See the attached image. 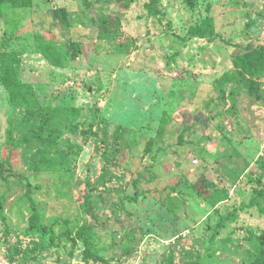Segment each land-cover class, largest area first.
I'll use <instances>...</instances> for the list:
<instances>
[{
	"label": "rangeland",
	"instance_id": "obj_1",
	"mask_svg": "<svg viewBox=\"0 0 264 264\" xmlns=\"http://www.w3.org/2000/svg\"><path fill=\"white\" fill-rule=\"evenodd\" d=\"M30 1L0 13L34 95L0 74V261L264 264V0Z\"/></svg>",
	"mask_w": 264,
	"mask_h": 264
},
{
	"label": "trees",
	"instance_id": "obj_2",
	"mask_svg": "<svg viewBox=\"0 0 264 264\" xmlns=\"http://www.w3.org/2000/svg\"><path fill=\"white\" fill-rule=\"evenodd\" d=\"M7 2H10L9 4L12 6V8H23L30 5L31 1L30 0H0V13L2 12L4 4H6ZM160 2L161 0H149L146 3V7L148 9L149 15L152 16L157 15L158 4ZM51 15L53 17L54 23H58L63 27L69 25V16L65 7L54 9L53 11H51ZM36 43L38 48L41 50V52L44 54L45 57L49 59H52L54 57L64 58L62 54L64 47L61 44H56V41L52 39L41 40L37 38ZM75 46L77 47V50H81V47H79V45L76 44ZM12 55H17V54L0 53V74H1L2 82L5 85V87L8 89L10 100L13 103L20 104L26 107H32V100L34 98V95L30 91V87L21 81L18 73L19 65L15 61ZM255 61H256V55L243 54V55H236L234 62L236 66H239L242 69L245 68L247 71H251L252 63ZM258 65H260V63H258ZM0 171L4 176H8L11 174V170L4 166H0ZM261 211L264 213V208H262ZM223 224L224 223H222V225ZM31 227L33 231L34 230L40 231L42 229L41 225L38 223L36 212L32 214ZM79 236H83L84 240L86 241L88 240V236L86 234L82 235V231H80ZM10 260H18L22 264H26L19 259L13 258Z\"/></svg>",
	"mask_w": 264,
	"mask_h": 264
},
{
	"label": "built area",
	"instance_id": "obj_3",
	"mask_svg": "<svg viewBox=\"0 0 264 264\" xmlns=\"http://www.w3.org/2000/svg\"><path fill=\"white\" fill-rule=\"evenodd\" d=\"M0 264H22V263L20 261H18V260H10V259L3 258L0 261Z\"/></svg>",
	"mask_w": 264,
	"mask_h": 264
}]
</instances>
